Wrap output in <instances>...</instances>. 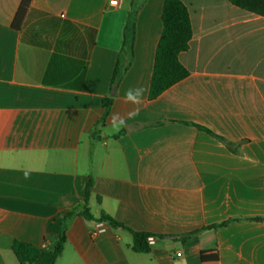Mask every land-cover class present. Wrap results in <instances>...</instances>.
I'll return each mask as SVG.
<instances>
[{
    "label": "crops",
    "instance_id": "1",
    "mask_svg": "<svg viewBox=\"0 0 264 264\" xmlns=\"http://www.w3.org/2000/svg\"><path fill=\"white\" fill-rule=\"evenodd\" d=\"M21 1L0 0V264H19L14 240L53 246L90 178L95 221L71 220L57 264H201L205 233L181 237L228 220L215 234L219 264H264V221L252 220L264 217V16L181 0L189 76L150 100L164 0H31L16 30ZM132 26L134 56L112 96ZM104 98L113 105L100 125ZM102 214L173 237L138 253Z\"/></svg>",
    "mask_w": 264,
    "mask_h": 264
},
{
    "label": "trees",
    "instance_id": "2",
    "mask_svg": "<svg viewBox=\"0 0 264 264\" xmlns=\"http://www.w3.org/2000/svg\"><path fill=\"white\" fill-rule=\"evenodd\" d=\"M229 2L245 11L264 16V0H229ZM31 0H22L12 23L13 29L18 30L27 13ZM162 33L156 47L154 67L149 88V99L154 100L164 91L184 80L189 76L188 70L181 64L179 56L187 51L193 36L190 14L181 0H164L162 9ZM134 26L130 36L125 39L124 45L118 55L117 63L111 77V90L119 84L122 76L131 65L134 56ZM127 58V61H125ZM113 105L112 98H104L102 106L103 115L99 121L100 125H104ZM199 129L206 131L213 137L224 142L231 151H235L236 144L227 142L224 138L214 134L209 129L197 126ZM94 181L90 178L86 184L84 197L81 206L67 212L61 220L60 230L57 234L56 241L52 249H42L39 246L21 241L14 240L12 243V251L16 256L19 264H57L60 255L63 252L67 241V230L71 220L80 215L86 220L95 221L90 213L89 200L92 194ZM81 210L79 211V209ZM254 221H264V217L253 218ZM100 222L106 223L111 227L121 228L129 231L133 235L132 249L138 253H148L150 245L149 237H159L161 239L173 236H156L149 232L134 231L122 223L117 222L107 214H102L99 218ZM236 220H228L225 222L212 224L181 237V241L186 243L190 236L196 233H205L201 236L200 260L201 264H219L218 251L216 249V231L228 226Z\"/></svg>",
    "mask_w": 264,
    "mask_h": 264
},
{
    "label": "built area",
    "instance_id": "3",
    "mask_svg": "<svg viewBox=\"0 0 264 264\" xmlns=\"http://www.w3.org/2000/svg\"><path fill=\"white\" fill-rule=\"evenodd\" d=\"M110 4L112 5V6H118L119 5V0H110ZM103 231H105V228L102 226V225H100L99 227H98V229L94 232V234H97V233H101V232H103ZM156 238L155 237H149L148 238V244L149 245H153L155 242H156ZM42 249H46V250H48V249H52L53 248V246H47V245H42V247H41Z\"/></svg>",
    "mask_w": 264,
    "mask_h": 264
},
{
    "label": "water",
    "instance_id": "4",
    "mask_svg": "<svg viewBox=\"0 0 264 264\" xmlns=\"http://www.w3.org/2000/svg\"><path fill=\"white\" fill-rule=\"evenodd\" d=\"M115 92H116V87H113L112 92H111V95L112 96L115 95Z\"/></svg>",
    "mask_w": 264,
    "mask_h": 264
}]
</instances>
